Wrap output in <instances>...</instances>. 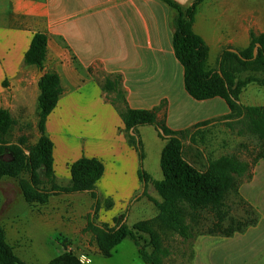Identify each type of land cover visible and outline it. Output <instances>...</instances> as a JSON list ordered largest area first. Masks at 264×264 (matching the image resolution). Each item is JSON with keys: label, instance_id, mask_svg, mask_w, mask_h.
<instances>
[{"label": "crops", "instance_id": "0c3cea01", "mask_svg": "<svg viewBox=\"0 0 264 264\" xmlns=\"http://www.w3.org/2000/svg\"><path fill=\"white\" fill-rule=\"evenodd\" d=\"M173 1L186 9L193 0ZM174 15L159 0H0V109L14 120L9 141L25 138L33 147L40 138V70L26 66L24 59L34 35L44 33L45 70L56 71L64 89L46 123L54 143L56 182L70 185V165L83 156L97 158L105 166L96 184L100 196L112 199L114 208L129 207L144 189L138 177L139 155L96 77L121 74L132 109L151 110L166 101L158 118L174 131L230 113L220 98L197 101L186 92L184 69L173 48ZM194 31L210 49L209 68L216 69L225 48L244 50L252 31L264 34V6L206 0L198 9ZM243 188L260 189L257 224L233 237H199L194 264H264V188Z\"/></svg>", "mask_w": 264, "mask_h": 264}, {"label": "trees", "instance_id": "16d2710c", "mask_svg": "<svg viewBox=\"0 0 264 264\" xmlns=\"http://www.w3.org/2000/svg\"><path fill=\"white\" fill-rule=\"evenodd\" d=\"M159 1L175 13L172 19L173 48L177 60L184 69L186 92L197 101L220 98L227 103L230 113L189 129L174 131L167 126L165 120L158 118V113L167 107L166 101L151 110L132 109L128 105L121 74H105L102 79H97L107 100L118 111L124 123L125 136L142 162L138 172L141 183L144 188L152 184L161 202L150 199L159 210V215L155 219L138 222L131 228L123 223L126 215L122 220L115 218L114 227L90 219L85 231L93 232L101 255L108 258L112 257L114 249L124 240H132L137 247L139 259L144 264H165V259L169 256L161 236L154 231L155 223L175 230L183 241L188 242L201 236L233 237L258 222L246 224L243 221H233L224 227L229 215L227 195L237 191L238 180L247 175V166L232 156H222L216 160H208L206 168L199 169L186 158L184 142L188 141L192 146L198 147L199 143L205 140L208 130L206 128L222 121L230 129L240 127L238 132L240 135L247 132L264 141V107L248 106L241 102L242 93L249 85L256 84L264 88V34L252 31L248 48L239 50V54L230 52L229 49L232 48L225 49L220 56L218 68L210 69L208 65L210 49L204 39L194 31L198 9L206 0H193L186 9L173 0ZM47 52L48 36L36 33L24 59L26 66L36 67L44 73L39 80L38 143L28 147L25 138L13 143L9 141L14 120L7 110L0 109V178L17 177L25 172L28 181L22 183V190L28 204L45 205L51 197L87 193L95 201L98 212L102 197L96 184L105 173V166L101 160L83 156L70 165V185H58L56 182L54 143L46 134V123L56 109L64 89L59 74L56 71L45 70ZM93 71L90 69V72ZM244 73L249 75L241 79L240 76ZM144 126L155 127L159 137L166 141L161 153L160 165L164 177L161 181L154 180L143 170L145 156L139 128ZM131 130L135 135H131ZM160 130L170 138L162 136ZM25 148L29 150V154L25 153ZM6 153L10 155V162L1 159ZM203 211L211 214L214 221L206 232H194L185 224V217H197L198 213ZM145 234L150 237L152 252H148L146 246L142 244V236ZM56 241L65 252L53 259L50 264H82L69 251V244L66 241L59 238ZM0 264H27L17 256L1 222Z\"/></svg>", "mask_w": 264, "mask_h": 264}, {"label": "rangeland", "instance_id": "374dc122", "mask_svg": "<svg viewBox=\"0 0 264 264\" xmlns=\"http://www.w3.org/2000/svg\"><path fill=\"white\" fill-rule=\"evenodd\" d=\"M245 3L254 9L264 6V0H245ZM217 54H213L212 60L215 61ZM248 75L249 73H244L240 78L244 79ZM102 78L103 75H100L96 80ZM241 102L248 106L264 107V88L256 84L249 85L242 93ZM206 129L205 140L198 147L192 146L188 141L184 142V154L191 163L203 170L208 160L232 156L248 169L247 175L238 180L237 191L227 195L229 215L224 227L233 221H243L246 224L258 221L261 217L260 189L244 191L243 187L254 185L264 188V141L247 132L240 135V127L230 129L223 121L209 125ZM139 136L145 156L143 170L154 180H163L160 163L166 141L159 137L153 126L140 127ZM25 150L29 152L26 148ZM9 157L6 153L1 159L10 162ZM140 164L142 165L141 161ZM27 181L28 175L25 172L17 177L0 178V222L9 243L22 261L27 264H50L65 252L56 241L59 238L69 244V251L82 264H144L139 259L137 247L132 240H124L114 249L112 257L108 258L101 255L93 232L85 229L90 219L114 227V219L122 220L126 215L125 224L130 228L138 222L155 219L159 210L150 199L161 202V198L152 184H148L144 191L142 188L125 209L118 206L114 208L112 199L101 196L102 204L97 212L95 201L87 193L51 197L45 205L28 204L22 190V183ZM184 221L194 232H206L214 219L207 211H203L197 217H185ZM154 231L161 236L163 245L169 252L165 264H194L195 243L198 238L185 242L175 230L158 223L154 224ZM142 237V244L148 252H152L150 237L147 234Z\"/></svg>", "mask_w": 264, "mask_h": 264}, {"label": "water", "instance_id": "95a60500", "mask_svg": "<svg viewBox=\"0 0 264 264\" xmlns=\"http://www.w3.org/2000/svg\"><path fill=\"white\" fill-rule=\"evenodd\" d=\"M258 47H259V46H258ZM229 51H230V52H233V53H236V54H239V51L236 50V49H229ZM255 52H257V50H255ZM219 73H220L221 76H223L221 72H219ZM43 75H44V73H43L42 71H40V77H42ZM160 133H161L162 136H164V137H166V138H170V137L166 136L162 130H160ZM131 135H135V133H134L133 130H131ZM24 150H25V149H24ZM25 152H26L27 154H29L28 151L25 150ZM143 191H144V189H143ZM125 221H126V219L124 220V222H125ZM124 222H123V223H124Z\"/></svg>", "mask_w": 264, "mask_h": 264}]
</instances>
